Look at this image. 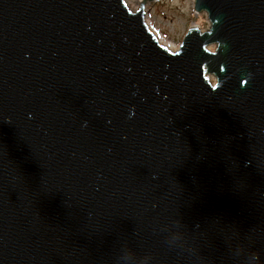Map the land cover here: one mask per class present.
<instances>
[{
  "label": "water",
  "instance_id": "obj_1",
  "mask_svg": "<svg viewBox=\"0 0 264 264\" xmlns=\"http://www.w3.org/2000/svg\"><path fill=\"white\" fill-rule=\"evenodd\" d=\"M157 1L0 0V264H264V0Z\"/></svg>",
  "mask_w": 264,
  "mask_h": 264
},
{
  "label": "rangeland",
  "instance_id": "obj_2",
  "mask_svg": "<svg viewBox=\"0 0 264 264\" xmlns=\"http://www.w3.org/2000/svg\"><path fill=\"white\" fill-rule=\"evenodd\" d=\"M133 1L140 8L139 2L142 0ZM194 2L195 0H159L146 7L147 21L152 26V31L163 38L173 51L179 49L190 28L198 26L203 32L209 28L207 15L195 13ZM212 81L215 82V79Z\"/></svg>",
  "mask_w": 264,
  "mask_h": 264
},
{
  "label": "bare ground",
  "instance_id": "obj_3",
  "mask_svg": "<svg viewBox=\"0 0 264 264\" xmlns=\"http://www.w3.org/2000/svg\"><path fill=\"white\" fill-rule=\"evenodd\" d=\"M127 2H128V7L130 8V10L131 11H133V12H136L139 8H137L138 7V5L135 3V1H133V0H127ZM139 4H140V2H139ZM132 6V7H131ZM133 9V10H132ZM148 11V10H147ZM148 22V21H147ZM148 24H149V22H148ZM149 26H150V29H151V25L149 24ZM151 31H152V29H151ZM152 33L156 36V38L158 39V41H159V43L161 44V45H163V46H165V47H167L168 49H170L171 51H173L171 48H169L168 46H167V44H166V42L164 41V39L163 38H161L157 33H155V32H153L152 31ZM174 49V48H173ZM175 51H177V49H175L174 50V52ZM212 51H214V50H212ZM213 84L215 83V82H212Z\"/></svg>",
  "mask_w": 264,
  "mask_h": 264
},
{
  "label": "clouds",
  "instance_id": "obj_4",
  "mask_svg": "<svg viewBox=\"0 0 264 264\" xmlns=\"http://www.w3.org/2000/svg\"><path fill=\"white\" fill-rule=\"evenodd\" d=\"M250 260H252V261H258L259 260V254H257V253L251 254Z\"/></svg>",
  "mask_w": 264,
  "mask_h": 264
}]
</instances>
